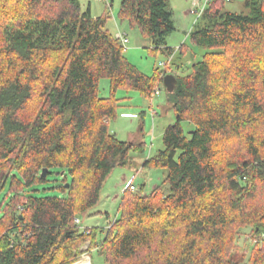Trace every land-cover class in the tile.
Masks as SVG:
<instances>
[{
    "label": "trees",
    "instance_id": "obj_1",
    "mask_svg": "<svg viewBox=\"0 0 264 264\" xmlns=\"http://www.w3.org/2000/svg\"><path fill=\"white\" fill-rule=\"evenodd\" d=\"M171 1L122 0L119 13L170 61L190 49L167 45L177 30ZM224 1L211 0L189 34L202 60L167 92L176 121L144 162L166 170L165 181L150 195L125 191L98 241L104 230L76 220L99 203L113 169L145 149L111 132L115 94L154 98L169 63L142 73L107 29L109 15L93 18L79 0H0V264H75L86 244L108 264H241L240 230L264 232V0H245L241 13ZM103 79L110 98L99 95ZM44 169L70 176L66 197L30 194L47 182ZM248 264H264V247Z\"/></svg>",
    "mask_w": 264,
    "mask_h": 264
},
{
    "label": "rangeland",
    "instance_id": "obj_2",
    "mask_svg": "<svg viewBox=\"0 0 264 264\" xmlns=\"http://www.w3.org/2000/svg\"><path fill=\"white\" fill-rule=\"evenodd\" d=\"M83 11L91 8L93 18H99L105 14L109 15L107 29L117 38L121 34H127L128 43L125 46L126 58L147 76H153L156 71H164L169 63L168 69L175 77L185 76L192 71L193 64L202 60L204 51L191 44L189 34L198 16L194 15L196 9L205 0H172L171 8L174 12L176 32L168 37L167 45L173 49H179L186 44L190 49L186 54L181 55L178 51L171 58L163 53H152V45L146 39L138 27H132L128 21H122L119 13L122 0H79ZM225 0V9L231 12H247L245 0ZM121 30L117 29V24ZM170 61V62H169ZM154 98L146 97L137 91L119 89L115 94L118 101L117 116L110 123L111 132L120 141L133 146L144 143L143 152L132 150L126 167H115L106 180L99 203L87 214L79 217L80 229H100L104 230L98 234L97 240L106 238V229L109 222L113 223L119 218V206L121 198L125 192V187L132 182L136 191L144 195H150L156 187L163 184L167 176L166 170L150 169L144 167L147 158L155 156L164 149L163 135L165 130L176 121L175 113L167 99V91L163 84ZM99 95L102 98H110L111 83L108 79L100 81ZM184 128L188 130L190 126L185 123ZM66 175V174H65ZM65 175L61 170H52L46 177L47 182L32 188L31 195L36 197H66L67 192L61 190L66 187L71 178L67 175V182H64ZM7 189L0 194V205L4 202ZM2 213L0 212V217ZM110 223V224H111ZM251 227L240 230L237 238L238 252L233 254V259L241 264H248L252 250L255 245L264 247V232L261 235H254ZM89 244L79 249L77 261L90 256L91 264H108L104 255L97 249H90ZM83 248V249H82ZM89 248V250H88ZM94 250V251H92Z\"/></svg>",
    "mask_w": 264,
    "mask_h": 264
},
{
    "label": "built area",
    "instance_id": "obj_3",
    "mask_svg": "<svg viewBox=\"0 0 264 264\" xmlns=\"http://www.w3.org/2000/svg\"><path fill=\"white\" fill-rule=\"evenodd\" d=\"M102 1H105V0H102ZM210 1L211 0H205L202 3V5L200 4V6L196 9V12L194 13V15L200 17L202 15V13L204 12L205 8L208 6ZM117 39H119V41L121 42V44L125 50V46L129 41L127 34H121L120 33L117 36ZM128 190L133 191V192L136 191V187L134 184H132V182L128 183V185L125 187V191H128ZM76 223L79 224L80 220L77 219ZM76 264H91V258H90V256H88L87 258L85 257L82 260L78 261V263H76Z\"/></svg>",
    "mask_w": 264,
    "mask_h": 264
},
{
    "label": "water",
    "instance_id": "obj_4",
    "mask_svg": "<svg viewBox=\"0 0 264 264\" xmlns=\"http://www.w3.org/2000/svg\"><path fill=\"white\" fill-rule=\"evenodd\" d=\"M163 84H164V86L166 88V91L168 93H173L175 88H176V85H177V78L174 75H172V74H168L164 78ZM47 173H48V169H44L43 172H42V177L46 178L47 175H48ZM67 188H68V185H67Z\"/></svg>",
    "mask_w": 264,
    "mask_h": 264
},
{
    "label": "crops",
    "instance_id": "obj_5",
    "mask_svg": "<svg viewBox=\"0 0 264 264\" xmlns=\"http://www.w3.org/2000/svg\"><path fill=\"white\" fill-rule=\"evenodd\" d=\"M116 24H117V29H119V30H121L122 28H121V26H119V24L116 22ZM149 42H150V44L152 45V43H151V41L149 40ZM81 222V221H80ZM110 223L111 222H109V225H110ZM95 250V249H94ZM94 250H92V251H94Z\"/></svg>",
    "mask_w": 264,
    "mask_h": 264
},
{
    "label": "bare ground",
    "instance_id": "obj_6",
    "mask_svg": "<svg viewBox=\"0 0 264 264\" xmlns=\"http://www.w3.org/2000/svg\"><path fill=\"white\" fill-rule=\"evenodd\" d=\"M83 249V248H82ZM88 250H89V248H88Z\"/></svg>",
    "mask_w": 264,
    "mask_h": 264
}]
</instances>
